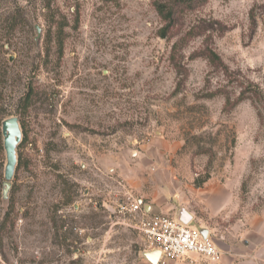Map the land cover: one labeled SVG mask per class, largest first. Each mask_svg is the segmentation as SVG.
Here are the masks:
<instances>
[{
    "label": "rangeland",
    "instance_id": "rangeland-1",
    "mask_svg": "<svg viewBox=\"0 0 264 264\" xmlns=\"http://www.w3.org/2000/svg\"><path fill=\"white\" fill-rule=\"evenodd\" d=\"M157 1L0 0V264H150L117 205L163 189L228 210L220 240L257 214L241 259L264 260V0H202L165 38Z\"/></svg>",
    "mask_w": 264,
    "mask_h": 264
},
{
    "label": "built area",
    "instance_id": "built-area-1",
    "mask_svg": "<svg viewBox=\"0 0 264 264\" xmlns=\"http://www.w3.org/2000/svg\"><path fill=\"white\" fill-rule=\"evenodd\" d=\"M120 214L129 218L141 233L148 251H158L157 264H167L196 257L205 264H217L221 252L209 237H203L196 227L167 216H149L141 204L133 197L120 201L117 205Z\"/></svg>",
    "mask_w": 264,
    "mask_h": 264
},
{
    "label": "crops",
    "instance_id": "crops-1",
    "mask_svg": "<svg viewBox=\"0 0 264 264\" xmlns=\"http://www.w3.org/2000/svg\"><path fill=\"white\" fill-rule=\"evenodd\" d=\"M132 186L136 187V184L132 183ZM143 192V191H142ZM135 199L138 203L141 204L142 208L145 210L149 216H169L170 218L181 220L185 219L188 222V225L196 226L201 232H205L206 236L209 237L217 246L221 252L220 260L217 264H264V260L257 259H241L243 254H255L257 255V243H255V248L252 247L250 243V237L255 238L253 234L248 236L247 233H250L253 225V229L256 230V222L260 220L257 214L249 216L248 218H243L245 220L247 227L244 230L238 231L236 226H234V231H229L224 233L222 240L218 238V232L215 224L219 223L218 219H224L228 217V210H194L192 205L188 208L184 199H181L180 202H183V208L176 209L175 202L178 200L175 199V196L171 194L170 191L163 189L158 195L155 193L143 192L139 195H136ZM176 210V211H175ZM214 220V223L206 226L205 222L207 220ZM203 222V223H202ZM218 222V223H217ZM233 228V229H234ZM262 228H259L261 230ZM254 244V243H252ZM241 246V247H240ZM240 247V248H239ZM244 249V250H243ZM259 251V250H258ZM237 256H240L238 259ZM185 258L184 260L168 262L167 264H175L178 262L184 264H191V259ZM196 262L194 264H205L202 258L196 257Z\"/></svg>",
    "mask_w": 264,
    "mask_h": 264
},
{
    "label": "water",
    "instance_id": "water-1",
    "mask_svg": "<svg viewBox=\"0 0 264 264\" xmlns=\"http://www.w3.org/2000/svg\"><path fill=\"white\" fill-rule=\"evenodd\" d=\"M1 133L3 136V149L5 151L6 163L4 166L2 197L7 198L8 191L11 188V179L16 166V146L21 140V131L16 117L5 119L1 124ZM184 224H188L187 220H180ZM206 237L205 232H201ZM150 264H157L159 259L158 251H147L143 254Z\"/></svg>",
    "mask_w": 264,
    "mask_h": 264
},
{
    "label": "trees",
    "instance_id": "trees-1",
    "mask_svg": "<svg viewBox=\"0 0 264 264\" xmlns=\"http://www.w3.org/2000/svg\"><path fill=\"white\" fill-rule=\"evenodd\" d=\"M202 0H163L157 1L154 6L156 13L165 23V27L160 32V37H166V31L174 24L176 15L179 11L182 10H193L198 8ZM210 58L212 57V61L216 59V56L212 52H210ZM29 97V96H28ZM206 180H202L200 182H196L199 186L201 183H204Z\"/></svg>",
    "mask_w": 264,
    "mask_h": 264
}]
</instances>
